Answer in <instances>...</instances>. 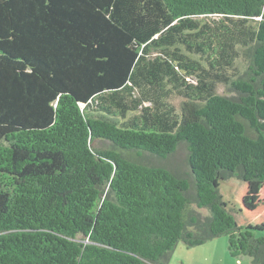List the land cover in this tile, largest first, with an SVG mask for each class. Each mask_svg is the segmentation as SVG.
Returning a JSON list of instances; mask_svg holds the SVG:
<instances>
[{
  "label": "trees",
  "instance_id": "1",
  "mask_svg": "<svg viewBox=\"0 0 264 264\" xmlns=\"http://www.w3.org/2000/svg\"><path fill=\"white\" fill-rule=\"evenodd\" d=\"M181 143L187 174L127 156ZM232 178L264 183V0H0V264H168L223 236L264 264Z\"/></svg>",
  "mask_w": 264,
  "mask_h": 264
},
{
  "label": "rangeland",
  "instance_id": "2",
  "mask_svg": "<svg viewBox=\"0 0 264 264\" xmlns=\"http://www.w3.org/2000/svg\"><path fill=\"white\" fill-rule=\"evenodd\" d=\"M248 70L249 62L241 56L235 64L234 73L236 78L242 80L248 79L250 75ZM217 93L225 97H236V93L232 92L228 87L219 86ZM180 103V100L174 101L177 108L180 106ZM247 132L250 137L255 136L254 131L248 129ZM94 145L96 148L107 149L109 147L108 143L99 141H96ZM127 156L143 164L163 168L167 167L178 175L188 173L187 147L182 143L179 145L176 153L166 160H156L145 154L137 157L134 153H128ZM216 187L227 211L233 215L236 224L243 226L256 237L264 238V183H244L232 178L228 180H217ZM197 212L203 217L209 215L206 209H200ZM217 240V242L223 240V249L226 256H228L226 237H219ZM187 252V248L182 243H178L168 264H182V259L188 256Z\"/></svg>",
  "mask_w": 264,
  "mask_h": 264
},
{
  "label": "crops",
  "instance_id": "3",
  "mask_svg": "<svg viewBox=\"0 0 264 264\" xmlns=\"http://www.w3.org/2000/svg\"><path fill=\"white\" fill-rule=\"evenodd\" d=\"M217 239L211 240L202 246L187 249L188 256L182 259L184 262L182 264H252L248 258L234 259L229 255L226 256L223 249V240L217 242Z\"/></svg>",
  "mask_w": 264,
  "mask_h": 264
}]
</instances>
